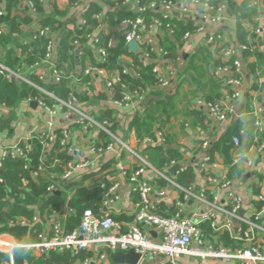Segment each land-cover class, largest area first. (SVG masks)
Returning a JSON list of instances; mask_svg holds the SVG:
<instances>
[{
	"label": "built area",
	"instance_id": "obj_1",
	"mask_svg": "<svg viewBox=\"0 0 264 264\" xmlns=\"http://www.w3.org/2000/svg\"><path fill=\"white\" fill-rule=\"evenodd\" d=\"M25 0L20 1L25 3ZM129 0H123L127 3ZM179 3H191L195 7L201 9L198 16L206 17L210 22H219L223 18V13L228 8V3L222 1L217 7L208 5V3H201L199 0H178ZM177 2V3H178ZM177 3L172 1L162 2L160 9L162 19H153L152 23L147 25L144 18L140 15L134 19H125L122 24L127 28L124 35L125 45L134 41L141 52V62L143 65L147 64L150 59V54L158 53L165 55V52L159 48L152 34H157L159 31H168L172 33V26L168 22L172 16ZM30 2L27 5L30 6ZM253 5L260 11L256 17L264 26V3L255 0ZM155 7L154 4L150 5ZM144 9L137 7V13H141ZM182 12L186 8L181 9ZM5 15L3 9L0 8V17ZM3 26L0 24V35L3 33ZM204 28L198 26L196 32H203ZM264 28H256L254 34L262 35ZM39 35L45 36L46 29H39ZM152 37H151V36ZM190 33L184 34V39L190 37ZM221 35L218 33H208L205 38V44L212 49V51L220 50L222 56V64L215 69V75L223 84L222 97L218 101H199L206 110L208 115V124L210 127H217L224 123L228 116L233 113L234 104L241 95L240 79L243 74V64L241 61V53L246 50L244 45L230 44L228 47L221 45ZM46 48L42 64H48L46 69L49 78L56 84L61 82L64 70L56 66L52 62L54 51L56 47L54 42L49 37H46ZM97 43V39L94 41ZM252 42H257L253 39ZM76 43V42H75ZM140 45H144L143 49ZM112 47L111 41L97 48V54L100 61L104 62L107 58V50ZM38 62L34 63L37 66ZM0 71L7 79H16L24 82L28 86L36 89L41 93L42 97L27 98V102H35L36 105L42 107L47 113L53 115L58 110L65 111L74 119V124L80 125L83 129L94 128L109 138L108 144L102 145L101 148L92 147V151L97 154L107 153L112 151L116 145L121 149L127 151L132 157L138 161L137 168L127 174V168L120 162L117 163V168L120 173L127 177L130 184L129 191L126 198L130 199L132 194L138 195V201L133 203V222L128 224L125 230L121 229V223L114 220L108 207L119 199L118 190L119 182L112 181L110 185L108 182L101 181L99 188L103 190L102 207L104 211L96 214L90 208H85L80 216L78 225L71 231L66 232L64 224L61 222V213L49 208L46 212L45 218L49 220V229L41 230L35 233V239L32 242L18 243L10 238V247L3 249L0 241V252H5L9 256V263L14 264L12 251L18 248L33 252L36 256H45L51 252H65L69 251L73 255L79 252L91 253L92 257L87 258L79 264H104L110 263V259L106 254V249L111 252L126 253L133 250L139 255V262L153 257H163L167 259L168 264H178V261L186 256L205 259L218 260H234L239 264H264V169L260 168L259 163L255 160L264 158V139L257 140L255 137L254 144L248 151L244 152L245 145L238 135L231 137L229 145L232 147L233 157L229 160L215 161L210 154L211 143L210 140L202 141L198 146L200 157L196 159L193 156L185 155L180 161L170 160L165 168H172L178 166V172H184L188 168V162L196 163L197 170L201 174L202 179L208 184L210 188L217 191L225 192V202L220 204L215 197L213 201L207 198V186H196L191 183L187 186L178 184L175 180L167 176L165 171L157 170L142 156L134 151L128 142L121 141L109 129V123L106 120L97 121L89 113L82 111L77 106V98L73 93L69 94L67 100H62L54 96L42 86L33 83L28 78L24 77L19 71H12L0 63ZM127 72L126 68L120 70L106 71L102 67H93L87 65L84 74H96L105 79L106 89H112L119 85L124 88L120 82L121 74ZM152 72L156 75V83L159 87L165 89L170 86L173 72L170 71L168 77L163 75L159 66H154ZM141 88L133 91L134 96L140 98ZM262 93L264 95V85L262 86ZM47 100L52 102L47 104ZM131 100L130 95L123 94L120 100H115V105L121 106L127 104ZM251 116L253 118V125L256 130L264 132V107L259 104L252 110ZM49 126V125H48ZM158 143L164 144L165 139L161 132H156ZM240 135H244L241 132ZM41 139L42 156L39 159V164L35 170H32L28 155L31 153V145L26 141H18L11 146L0 148V167L6 159L21 160L24 163V169L29 170L33 178H37L40 173L49 174V167H53L57 161L47 163V153L50 151L52 144L56 139V135L52 132H42L39 136ZM153 140L147 138L144 142L148 145H153ZM59 145L66 147V153L70 154L77 151L69 141V131H61V138ZM188 156V157H187ZM88 162L83 161L79 163L68 162L65 170L55 176V182H50L45 190L46 195L57 190V184L67 182L73 173L79 169L86 168ZM149 173H153L160 180L164 181L167 186L178 191L181 198L175 201L172 213H160L157 211L156 204L158 199L166 197L165 188H156L147 178ZM239 180L245 182V190L257 188V193L254 194V203L250 204L248 211L243 208V200L238 192L233 189V183ZM0 183L3 180L0 179ZM188 202H194L197 211L187 215L184 213V207ZM229 203L230 207H226ZM73 214V210H71ZM39 216L32 218V222L38 221ZM46 220V221H47ZM209 223L211 229L216 233L215 240H206L204 232L201 228L202 224ZM29 223L25 218H19L15 221L16 225L25 226ZM154 235H153V234ZM227 233L234 242L235 246H227L220 236ZM138 262V263H139Z\"/></svg>",
	"mask_w": 264,
	"mask_h": 264
},
{
	"label": "crops",
	"instance_id": "obj_2",
	"mask_svg": "<svg viewBox=\"0 0 264 264\" xmlns=\"http://www.w3.org/2000/svg\"><path fill=\"white\" fill-rule=\"evenodd\" d=\"M232 1L237 4H241L244 0ZM24 2L25 3L21 4L19 2L18 8L21 9L25 7L30 15L33 16L34 21L31 25L25 26L20 34L13 33L12 37L20 41L23 46H26L29 42L34 41V37L32 38L29 36L31 33H37L39 35V29H46V37L52 39L56 47L52 58V62L55 64L58 60L59 35H51L50 29L47 27L41 28L39 25V18L35 15L31 1L25 0ZM27 2L31 3L30 6L27 5ZM54 3L57 10L61 13L60 16H58V19L66 24L64 29L70 31L75 30L76 28H79L80 26L85 24L84 15L91 4H97L98 6H100L101 11L97 13L94 18L101 23L99 25V30L103 31L104 34L110 35L105 44L111 41V48L117 45L120 36L127 31V28L122 24L123 20L133 18H122L117 25L111 27L108 25L110 18H118L119 13L121 12H131L137 14L138 7L137 0H129L127 3H123V0H54ZM261 3H264V0H262ZM43 6L44 12L46 14H49L52 11L48 0H44ZM0 8L3 9V3L1 2V0ZM182 8H186V11L182 12ZM197 12H201V9L187 2H178L174 10L172 11V15L176 16V18L181 20L191 19L194 25H197V27L202 26L204 28L203 32L198 33L194 31L193 33H190L191 35L188 39H184L183 37V43L181 45H178L173 50L174 58H172L173 55L168 52L169 48H171V44H174L175 42L172 34L167 31H159V33L157 34H152L156 45L165 52V55L155 53L156 58L154 66L158 65L161 73L167 77L170 71L173 72L169 87L163 89L159 87L157 83L154 86H148L145 88L140 87L143 91L141 92L140 98L134 96L133 94V91L137 89V87L132 91H128L127 89H125L124 94L128 93L131 97V100L128 101L127 104L121 106L115 105L113 103V101H115L116 99L112 98V90L106 89L105 79L96 74L86 75L85 77L88 80L84 81V76L80 78L76 77V75L80 72L79 70H76V74H71V87L72 90L78 95V97H81V100H79L80 98H76L77 106L82 111L89 113L97 121H108L110 131L121 141L128 142L129 145L134 149V151L145 158L154 169L165 171L167 176H169L182 186H187L191 183H194L196 186H207L206 194L208 200L213 201L216 197L217 202L222 204L225 202V192L210 188L208 184L204 182L201 174L198 172L196 163H194L193 161L188 162V168L184 172L190 170L189 173L191 174V177H188L187 180L184 179V183L181 184L178 181V177L181 176L182 172H178L176 170L172 174L170 172L172 168H165L166 164L168 163L161 164L160 157L162 156L166 158V148L170 147V149L179 152L178 157L173 159L175 161L182 160L185 155L193 156L198 159L201 155L200 151H198V146L202 141L208 139L211 143L210 154L214 157L215 161L222 160L221 162H224V160L226 159L220 151H212L213 144L219 141V139L234 126L239 129L236 135L241 138L242 142L245 145L244 152L248 151L249 148L254 144L256 136L258 137L257 140L264 139L263 133L256 130V128L254 127L253 118L251 116V112L256 107V105L259 104L260 106L264 107V95L262 93V86L264 85V72L261 73L262 70L264 71V68L252 73L249 72L247 66L248 64L255 63V52L264 53V31L262 35H257V37L253 32V36L247 39L248 45L238 44L236 41L237 17L233 15L229 6L223 13L222 20L215 23L210 22L207 15L206 17L198 16L199 13ZM259 12L260 11H257L256 14L258 15ZM257 15L253 18L252 23H254L255 28L262 27L263 29V24L259 20H256ZM2 26L3 30L6 31L5 26ZM249 26L250 25H248L247 27ZM211 32L221 35V45L225 44V46L223 47H228L230 44L244 45L246 46L245 51H249L248 55L244 54V51L240 56L243 64V74L241 75L240 79L241 95L234 104L233 113L230 114L227 120L221 125L217 127H210V125L208 124L209 121L206 110L204 109V107L198 104L199 101H212L206 100V98L203 96L204 93H208L210 91V84H207L206 92L202 93L198 91V93L196 94L197 96L195 97L188 91H186L187 89L194 90L196 88V85L194 83H191L189 80L190 83H186L185 86V91L188 92L187 100L182 103L177 102V112L174 117L171 118L169 122L164 121L166 115L159 116V113H156L157 103L163 98H166L167 96L175 92V84H177L176 81L180 76L185 75L183 71L188 64L190 56L192 54H195L196 52H199L203 48H207L209 57L211 58V65L214 61L217 62L218 60V63L214 67L213 75L214 79L217 82L216 84L219 86V89L217 92L218 97L213 101H218L221 99L223 95V84L216 77L215 69L220 64H222V56L220 50H216L215 53V51H212V49H210V47L205 44L206 35ZM97 34V30L93 31V33L91 34H88L86 36V38L89 39L87 44H95L94 41L97 39ZM253 39H256L257 42H252ZM75 42L73 43V46L77 48L76 53L79 54L81 46L78 41ZM247 46H249L248 49ZM97 48H93L97 57L95 62H101L100 57L96 52ZM3 50L4 49L0 47V55L3 53ZM14 50L16 56L22 55L21 48L14 47ZM138 52L139 51H136L135 53ZM43 58L36 61L38 62V65L34 66L33 68H30V66H33L34 64L30 66H24L22 72L20 71V73L32 82L33 80L29 78L31 74L36 75L37 77H39L41 74H47L45 71L49 66L47 63L42 64ZM121 59L123 63L127 64L128 66L132 65L131 57L122 55ZM151 61L152 60L150 58L147 61V64H149ZM87 65H92L95 68L98 67L91 63V61L88 59L85 62V68ZM104 69L106 71H111L110 69ZM126 69H128V71L132 73L133 76H137L134 75L132 69ZM185 76L187 77V75ZM44 77H47L49 79V76L47 75H43V78ZM3 78L6 80L14 81L16 83L21 82L13 78L7 79L4 74ZM31 103L32 102H27L26 99L19 102L14 107H7L3 103H0V148L14 145L18 141H26L27 143H30L33 138H37L42 132L49 131L55 134L57 131L61 132L63 130H68L69 141L75 147V149H77V151H74L73 153H67V155L70 157L68 162L79 163L87 161L88 164L86 168L75 171L72 177L66 182L67 184L72 183L74 184V186L69 189L63 190L66 199L60 211H58L62 216L61 222L64 224L65 220L72 214L71 210L73 209L69 206V201L79 187H99V183L101 181H106L109 185L112 181H118L119 199L112 203L108 207V209L111 212L114 220L118 223H121V229L125 230L127 225L133 222V203L138 201V195L132 194L130 196V199L126 198V194L129 191L130 184L127 180V177L122 175L118 170L117 163L120 162L124 167H126L128 169L127 174H130L131 171L137 168L138 161L127 151L121 149L119 145H116L112 151L100 155L97 154L96 152L92 151V147L96 146L95 148L98 149L103 147L102 145L108 144L109 138L106 135L94 128L83 129L80 125L74 124L72 121L74 118L70 114H67V112L65 111L58 110L55 114L51 115L47 113V111L42 107L38 105L34 106ZM148 110H154L155 118H157L158 120L153 123L149 135H144L141 138H138L134 128L131 127V122L136 117L139 118L145 116ZM194 111H197V113H194ZM101 114L104 115L103 119H99ZM197 118H202V122L197 121ZM157 131L161 132L164 136V144L158 143L159 140L156 135ZM241 132H244V135H240ZM168 136L171 139L170 144H167L166 137ZM147 138L153 140V145H148L146 144V142H144ZM156 147H161L163 152L161 150L158 151L157 149H155ZM233 155L234 154L232 153L231 149L228 157L229 161L233 157ZM255 162L256 164L259 163L260 168L264 169V158H258L257 160H255ZM47 176L50 175L48 174ZM52 178H54V181L52 182H55V175L52 176ZM147 178L153 185H155L156 188L166 189V197L160 198L157 201V211L163 214L174 212V203L176 200L181 198V194L178 191L167 186L164 181L160 180L153 173H149L147 175ZM26 183L27 182H25V184ZM59 184L60 183L57 184V187L59 186ZM233 184V189L238 192L243 200V208L248 211V207L250 206V204H256L253 196L257 193V188L245 190V188L243 187L245 182L243 180L236 181ZM226 207H230V204L227 203ZM195 210L197 211V207L194 202H188L184 207V213L187 215L194 213ZM103 211L104 208L102 207V200L100 199V204L96 214H100ZM35 216H39L38 221L35 223L42 222L40 225V231L48 230L49 220L44 217L46 216V212L44 213V215L40 216L39 212L36 211L33 217ZM19 218L24 217H18L16 220H18ZM26 220L29 221V223L25 226H33L35 224L32 222V219ZM202 230L203 232L205 231L204 235L206 240L216 239V233L213 232L211 227L209 229L210 231L203 228ZM36 232H39V230L34 231V233ZM222 235L220 236V239L223 241ZM10 238H13V240L17 242L13 236L7 233L0 234V241L2 243L1 246L3 247V249L6 250L10 247ZM34 239L32 241H34ZM229 239L231 241L228 244L223 241L227 246L232 247L237 244L232 240L230 236ZM22 250L26 251L25 249ZM13 252L14 251H12V255ZM0 253L8 255L5 252ZM29 256L31 257V262H24L23 264H37L38 261L43 257L36 256L33 252L30 251ZM8 263L9 256L5 261L0 260V264ZM75 264H79V262ZM104 264L113 263L110 261V263L107 262ZM138 264H168V262L166 258L153 257L140 261ZM178 264H239V262L234 260L218 259L202 260L199 258L184 256L178 261Z\"/></svg>",
	"mask_w": 264,
	"mask_h": 264
},
{
	"label": "trees",
	"instance_id": "obj_3",
	"mask_svg": "<svg viewBox=\"0 0 264 264\" xmlns=\"http://www.w3.org/2000/svg\"><path fill=\"white\" fill-rule=\"evenodd\" d=\"M21 0H1L3 3V11L5 15L0 17V24L5 26V30L0 35V47H2L3 53L0 55V63L12 71H21L24 66L33 65L36 61L44 57L46 48V35L39 36L37 33H31L29 36L34 37L33 42H29L26 46H23L20 41L14 39L13 33L20 34L25 26H29L33 23L34 18L25 9V7L19 9L18 4ZM35 15L39 18V25L41 28H49L50 34H58V60L55 65L64 70L61 82L56 84L50 78L47 77L40 79L36 75H30L29 78L33 80L34 83L47 89L49 92L53 93L59 99L67 100L69 94L73 93L75 97L78 95L72 90L71 78L72 73L76 70L80 72L76 77H85V62L90 60L95 66L110 69V70H122V68L132 69L134 75H132L127 69L125 74H121L120 82L123 84L124 88L119 85L114 86L112 90V98L120 100L124 94V90L128 91L134 90L136 87H148L154 86L155 75L152 72V68L155 65V54H150L151 62L149 64L143 65L141 62V52L130 53L127 50V46L124 42L125 32L120 36L117 45L111 49H108V55L104 62H95L96 55L93 48L101 47L105 44L106 40L110 37L109 34H104L103 31L99 30L98 22L94 16L101 11V7L97 4H91L87 9L84 19L85 24L76 28L75 30H65V23L58 19L60 12L57 10L54 0H48L52 11L49 14L44 12L43 2L44 0H30ZM172 1L177 3L178 0H137L138 7H142L144 10L141 13H119V17L116 19L110 18L108 25H117L122 18H135L140 15L144 18L147 25L152 23L153 19H162V13L160 6L162 2ZM201 3H208V5L217 7L222 1L228 3L229 8L233 15L237 17L236 24V41L238 44L248 45L247 39L253 36V32L256 29L254 23H252L253 18L257 15L258 9L253 5L255 0H244L241 4H237L232 0H199ZM262 1V0H260ZM154 4L155 7L151 8L150 5ZM168 22L172 26V36L174 37V44H171L168 52L171 53L174 58V49L183 43V36L186 32L193 33L196 31L197 25H194L192 20L189 19H178L176 16H171ZM250 25L249 27H247ZM252 30H251V29ZM98 31L97 43L87 44L88 34L93 33V31ZM126 31V30H125ZM166 32V31H165ZM168 32V31H167ZM78 41L81 48L79 54L76 53L77 48L73 46V43ZM225 46V44L223 45ZM14 47L21 48L22 55L16 56ZM145 46L140 45L143 49ZM249 46H247V49ZM27 51V52H26ZM26 52V53H25ZM25 53V54H24ZM244 54H249V51H245ZM256 56L255 63L248 64L249 72H255L257 70H262L264 68V53L255 52ZM127 55L132 58V65L128 66L123 63L121 56ZM211 58L207 48L201 49L199 52L192 54L189 58L188 64L184 69V74L178 78L175 92L166 98H163L156 105V113L159 116L166 115L164 121L169 122L171 118L177 112V102L182 103L187 100L188 92L197 96L199 92H206L207 84H210V91L204 93L206 100H215L218 95L219 86L216 84L214 79L213 70L215 65L218 63L214 61L211 65ZM264 72L263 70L261 73ZM76 74V73H75ZM84 81L88 79L83 78ZM194 83L196 88L194 90L187 89L185 91L186 83ZM37 98L42 97L36 89L28 86L24 82L16 83L11 80H6L3 78V73L0 71V103H3L7 107H14L19 102L27 98ZM47 104L51 105L52 102L47 100ZM197 113V111H194ZM104 114V113H103ZM101 114L99 119H103L104 115ZM198 116V115H197ZM158 119L155 118V111L148 110L145 116L136 117L131 122V127L134 128L138 138L144 135H149L152 125ZM197 121L202 122V118H197ZM238 128L234 126L229 129L216 143L213 144L212 151H220L226 160L229 158L230 151L232 147L229 145L231 136L238 133ZM251 131V128H250ZM263 136H264V132ZM56 139L52 144L50 151L47 153V163L50 164L53 161L57 163L53 167H49V175L46 173H40L37 178H33L30 171L24 169V162L21 160H11L6 159L3 161L0 167V179L3 183H0V234L7 233L14 237L18 243L32 241L35 237L34 231H40L41 223H35L33 226H20L15 224V220L18 217H24L31 220L35 212L38 211L40 216L44 215L49 208L55 211H60L61 207L65 202V193L63 190L69 189L74 186V184H67L66 182H61L57 187V190L50 195H46L45 190L47 185L54 181L52 176H57L61 174L69 161L70 157L66 153V147H61L59 145V139L61 138V132L57 131L55 133ZM167 138V144H170L169 136ZM41 139L33 138L30 141L31 153L28 155L32 170H35L39 164V159L42 156V146ZM158 151L161 147H156ZM163 152V151H162ZM213 153V152H211ZM166 158L160 157V163H168L171 159L177 158L179 152L176 150L166 148ZM187 172H182L179 178L181 184L184 183V179L187 180L191 177V174ZM182 179V180H181ZM25 182H27L25 184ZM62 189V191H61ZM103 198V190L99 187H79L75 194L69 201V206L74 210L64 222V227L66 232H71L79 223V219L82 211L85 208L92 209L93 212H97L100 204V199ZM203 229L209 230V223H204L201 226ZM210 231V230H209ZM205 232V231H204ZM208 233V232H206ZM222 239L225 243H229L231 240L227 233L222 235ZM91 253L79 252L73 255L69 251L65 252H51L48 255L43 256L37 264H75L77 262H82L87 258H91ZM8 255L0 253V260H7ZM14 264H23L24 262H31V257L29 256V251H24L22 249H15L13 252Z\"/></svg>",
	"mask_w": 264,
	"mask_h": 264
},
{
	"label": "water",
	"instance_id": "obj_4",
	"mask_svg": "<svg viewBox=\"0 0 264 264\" xmlns=\"http://www.w3.org/2000/svg\"><path fill=\"white\" fill-rule=\"evenodd\" d=\"M137 48L138 46L134 41L129 42L127 44V49L128 52L130 53H135L137 51ZM31 104L34 106L36 105L35 102H32ZM176 170H178L177 165L172 167L170 172L173 174ZM105 252L113 264H138L140 258L139 255L136 254L133 250H129L126 253H122V252H111L109 249H106Z\"/></svg>",
	"mask_w": 264,
	"mask_h": 264
}]
</instances>
